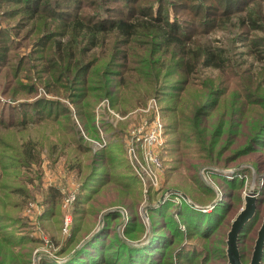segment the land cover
I'll use <instances>...</instances> for the list:
<instances>
[{"label": "trees", "instance_id": "16d2710c", "mask_svg": "<svg viewBox=\"0 0 264 264\" xmlns=\"http://www.w3.org/2000/svg\"><path fill=\"white\" fill-rule=\"evenodd\" d=\"M7 1L9 3L13 1L21 3L23 6L21 11L33 16L39 13V10L43 7L49 9L52 12V23H56L57 31L51 28L47 29L48 24L45 23L44 29L42 26L41 31L38 30V33H41V35L38 37V40H35L34 49H30L29 56L22 55L14 58V55L8 54L4 63L6 67L5 65H2V67L0 65V72L5 67L6 73L11 72L13 74L12 79L16 77L17 69H24L28 73L36 71L39 74L37 82L31 81L30 84H26V82L16 84L17 89L20 87V95L24 96L25 100L29 98L28 96L33 95V101L26 100L13 105L17 96L14 94V97L10 93V84L4 82V87L0 84V89L2 87L0 90L1 94L5 99L6 97H10L4 100V106L0 107V129L2 128L0 130V146L4 144V147L10 149V154L9 152H6V155L4 154V162L0 159L3 163V165H0V169L4 170V175L0 176V178L4 176V202L5 200L7 202L1 208H4L5 211L8 207L10 208L9 210L14 211L13 219L10 217L6 219L4 215V221L6 219L11 223L5 224L4 222V227H6L4 228V258L0 256V264H31L32 260H34V250L37 245H40L42 238L40 236H29L28 234H19L20 236H18L15 232L16 228L10 230L9 227L16 226L17 229L26 227L24 224H17L22 207L27 205V202L23 204L22 198L29 195L25 182L28 184L32 183L34 181L32 180L34 174L36 177H40L43 174L41 170L43 162L50 164L61 162L66 170H69V173L79 175L81 178L80 193L82 190H89V182L93 181L95 174H99L100 181L98 180V185L94 188V194H90L92 197L89 196L90 198H87V201L81 200L78 197L80 196L79 193L72 203L70 211L71 223L67 234L71 235L55 251V258L61 257L64 259L62 261L55 260L51 255L41 253L38 258V264H74L76 261V264H94L95 261L101 263L104 261L105 247L110 243L114 244L112 249L119 247V251H123L124 257L130 255L129 253H133L136 257L139 255L138 258L150 256L151 248L158 244L156 241L164 237V233L161 232L163 230L155 231L157 225L154 224H149V228L144 233L140 232L138 236H130L131 234H126L128 232L126 231L124 232L126 239L120 238L116 233V237L110 238L107 243L102 242V231L107 228V223L112 217L120 216L121 214V208L119 207L124 206L120 204L123 203L125 206H128L124 208L130 211V217H137L139 215L137 205L129 207L124 199L132 191L134 193L136 191L141 196L142 186L125 157V149L121 147L122 144L112 141L110 145H113L112 148L117 150V165H122V172L116 177L117 181L113 185L117 190V194H122L125 197L119 199L118 202L120 204L107 200L105 198L107 192L104 191L105 182H102V177L107 176L108 172L106 170L102 172L98 169L104 170V165H106L105 167H109L108 152H112V150L106 149L110 145L106 148L103 147L101 150H92L83 134L86 136L97 135L99 138L98 128L95 123L100 115L109 114L106 109L101 108V113L98 114L99 117L96 116L95 109L102 101L107 100L109 108L120 114L132 110L137 105V101H143V105L146 104L149 98L159 101L157 94L152 95L150 87H156L160 79L166 77V75L170 77L177 75V71L182 75V78L178 77L177 83L174 84L172 91H176V95L173 93L171 98H176L177 93L180 92L178 96L187 99L190 93L189 87L192 85L189 81V75L193 73V69H197L200 66L211 67L212 69L220 70L222 74L224 71L222 67L223 56L220 53L214 54L209 48H204L199 49V53L193 60H189L187 58L188 54L184 50L185 41L191 38H185V29H180L177 26V24H181L179 19L172 13L168 15L166 12H163L158 5L154 6V12L142 6L137 14L129 12L124 18H111L109 16L105 18L98 12L90 16H81L79 10L84 3L80 2V0ZM38 2H42L41 8ZM1 10L4 19V8ZM235 10L238 11V8L235 7ZM221 13H223L220 16V24L222 25L227 21L222 19L224 17L230 19L231 12ZM144 17H149L150 20L144 19ZM251 19V17H240V23L264 33V16L261 17L263 24L260 26H256L259 19ZM245 20H250V22H246ZM155 21L166 26L168 33L160 26H157ZM217 23V20L207 22L210 30L214 29ZM22 24V22L18 24L20 28H22ZM197 29L192 28L188 32L194 36L202 34V30ZM182 30L184 31L181 32ZM1 31L4 35V43L6 42V44L1 45L3 42L0 39V56L3 53L4 55L7 53V50L10 49L9 42L13 39L10 35V29L9 31L8 29ZM17 34L18 32H15V35ZM30 34L28 32L23 36V39H27ZM141 38L142 40H140ZM135 41H143L147 46L144 47L143 42L136 45ZM17 47L15 46V48ZM122 47L126 48L122 50ZM136 48L143 49L147 53L146 56L136 51ZM169 49L172 50L170 51ZM248 49L251 57L258 59L264 64V56L259 48L248 45ZM38 52H40L38 56H33V54ZM153 52L158 53V55L155 57ZM167 52H170L171 56H168ZM175 57L178 60L173 61ZM111 65L117 67L115 73L114 70H111ZM247 72L248 70L243 73V76ZM220 73L219 75L221 76ZM243 76L241 75L239 78ZM24 77L29 76L26 75ZM233 78H238L237 74ZM256 78H258V81L254 91L248 94L254 101L248 99V96L239 98L241 93H238L237 89L232 90L230 94H227V91L218 92L214 85L215 83L219 84L220 81L215 83L204 81L199 85L198 104L188 100V103L190 102L188 107L192 110L189 112L190 115L188 117H186L182 110L175 113V108H172V106L165 108L171 114L170 119L175 125L172 126L174 130L177 129L176 127L185 124L188 126L184 127L189 131L186 137L190 138L188 136H194L195 145L202 155L200 159L193 158L194 161H198L197 167L203 165L201 163L202 160L206 164L218 162L223 153L231 152L229 155L232 157L230 159L233 160L248 154V152H254L258 156L264 157V152L261 151L264 147V138L261 139L262 131L264 130V128L262 129L264 127V73L259 70L256 72ZM139 90H143L144 92H139ZM42 94H49L50 97ZM218 95L228 97L230 102L229 115L225 117L228 112L226 114L223 112L224 115L221 113L217 123L213 125V131L208 133L209 118L204 122L197 121V119L203 116V112L206 113L208 109H211L213 114L211 117L213 119L217 116L220 107H222ZM144 97H148L147 100ZM62 100H67V103ZM68 103L72 105V108L69 107ZM158 110L161 113V108H158ZM72 113L75 114V118L72 117ZM247 114L250 115L253 122L251 127L245 128L243 119ZM235 118L236 120L234 121ZM99 120L102 126L108 124L103 118ZM163 126L165 132L164 123ZM106 127L111 129L110 125H106ZM25 131L29 134L27 138L28 134L24 137L21 136ZM221 137L224 138L220 142L219 138ZM20 139L21 141H19ZM256 140L260 142L256 148L254 146L252 148L249 143ZM24 141L28 142L23 144ZM174 147L172 151H182L180 147L178 149L176 148L177 146ZM85 152H87V155L84 154ZM81 154L87 157L88 160L86 162L83 161L82 163V158L79 157ZM7 155L9 156V160L6 159ZM33 164L36 167L32 169ZM16 166L18 168H14ZM12 169L15 170L12 171ZM192 169L193 167H186L185 173L187 172L188 176H192ZM259 171L262 172L263 169L259 168ZM7 179H11L15 184H8V182H5ZM231 179L228 180L234 183L233 178ZM224 180L227 181L226 178ZM240 184L238 183V185ZM100 185L102 187H99ZM156 192L148 189V195L155 194ZM230 194L231 192L228 193V196ZM79 200L82 204L90 203L89 209L93 211L90 214L95 217L81 235L76 231L78 223H75V217H78V221H82L86 212L82 206H80L78 211L76 204ZM257 205L264 206L262 195L257 198L256 207ZM106 207L109 208L105 210ZM189 207L192 210H198L191 206ZM42 209V215L37 218L38 223L42 227L46 223H54L58 226V232L61 233L64 215L62 198L59 191L54 187L48 186L44 193ZM101 210L104 212H101ZM148 212L150 215L156 214V207L152 204L148 205L146 213ZM160 212L161 210H159ZM257 214L258 210L256 209L255 218ZM205 217L208 216L206 214L202 215V220L200 221L203 224L209 220ZM137 220L136 218L135 221L137 222ZM196 224H190L189 226L195 228L198 233H202V229L199 225L198 228ZM159 227L165 229L164 226ZM108 229L113 230L114 227L110 226ZM127 238L131 239V242ZM0 243L3 242L0 241ZM180 245L178 246L181 247ZM14 246L18 247L17 250H12ZM31 246H35L34 249L32 248L33 254L30 249ZM7 247L12 249L10 250ZM5 254L7 255L5 256Z\"/></svg>", "mask_w": 264, "mask_h": 264}, {"label": "rangeland", "instance_id": "374dc122", "mask_svg": "<svg viewBox=\"0 0 264 264\" xmlns=\"http://www.w3.org/2000/svg\"><path fill=\"white\" fill-rule=\"evenodd\" d=\"M80 2L84 3L79 10L81 16H90L98 12L105 18L107 16L111 18H124V16H127L129 12L137 14L138 10L142 8V6L143 8L154 12V6L158 5L163 12H166L168 15L172 13L176 16L181 24L178 25L176 22L175 24H177L180 29H185V38H191L185 41L184 50L187 52V58L189 60L194 59V57L199 53V49L209 48L214 54L220 53V55L223 56L222 67L224 69L222 74L220 73V70L212 69L211 67L200 66L197 69H193V73L189 75V81L192 85L189 87L190 93L187 99L179 97L178 94L180 92L177 93L176 98H171L173 93L176 95V91H172L174 84L177 83L178 77L182 78V75L178 71L176 73L177 75L171 77L166 75V77H162L160 79L156 87H150L152 95H158L159 101L156 99V102L158 108H161L162 110L160 116L166 128L163 135L164 145L162 151V159L165 170L157 186L143 187L141 184V196L136 191L135 193L133 191V193H128L126 197L122 194H117V190L113 183L117 181L116 177L120 172H122V165H117V150L113 149V145L110 144H112V141L121 143V147L125 149L126 157V143L130 139L132 131L138 127L141 121L142 114L138 107H141L144 102L141 100L137 101V105L127 113L120 114L117 112L120 115H125L123 119L118 120L110 114H105L104 116L102 114L99 117L98 114L101 113L99 107L100 104L97 105V108L95 109L96 116H98L99 119L103 118L105 122L108 123L106 125H110L111 127L110 129L109 127H106V125L102 126L99 119L95 123L96 127H98L97 132L101 130V134L105 138L103 146L98 149L101 150L103 147L106 148L110 145L109 148L106 149H110L109 151L112 150V152H108L109 167H105L106 165H104V170L98 169L102 172L105 170L108 172L107 176L105 175L102 177V182H105L104 191L107 192L105 198L111 202L113 201V203H116L119 199L125 197L126 199L124 200L128 203L129 207L137 205V212L139 214L137 217H130V211L126 209L128 206L118 202V204L123 205L126 208L116 206L121 208V214L120 216L112 217V219L107 223V228L102 231V242L107 243L110 238L116 237L117 234L120 238L126 239L124 236V232L126 231H128L126 234H131L130 236H138L140 232L144 233L145 230L149 228V224L157 225L155 231L163 230L161 232L164 233H162L164 237L159 238L156 241L158 244L157 246L151 248V255H147V257L144 256L143 258H138L139 255L136 257L133 253H129L130 255L124 257L123 251H119V247L112 249L114 244L110 243L105 247L106 251L103 249L104 261L101 263L95 261L94 264H228L225 253L227 232L230 228L232 220L235 218L241 207H243L244 194L251 191L257 198L261 195L264 198V157L262 158L254 152H248V154L233 160L230 159L232 158L230 157L231 155H229L231 152L223 153V156L219 158L218 162L214 164H206V162L202 160L201 163L203 165L197 167L196 164H198V161H194L193 158L200 159L202 158V155L195 145L194 136L192 135L191 137L190 135L188 136L190 138L186 137V134H189V131L186 130V127H184L188 126L185 124L176 127L177 129L174 130L172 126L175 125L171 122V114L165 108L167 106H172V108H175V113L182 110L184 111L186 117H188L190 115L189 112L192 111L188 107V104L190 103H188V100L194 101L198 104V95L200 92L199 85L204 81H212L213 83L220 81L219 84L215 83L214 85L218 92L227 91V94H230L232 90L237 89L238 93H241L239 98L248 96V94L254 91L258 81V78H256V72L260 70L264 73V64L258 59L251 57L248 51V45H253L254 48H259L264 56V33L260 30L253 29L248 25H242L240 23V17H251L253 20L259 19L256 26L262 25L263 21H261V17L264 16V0H80ZM38 4L41 8L42 2H38ZM235 7L238 8V11L235 10ZM3 8L4 19L2 17L1 10ZM21 8H23L21 3L14 1L9 3L7 0H0V39L3 42L1 45L6 44V42L4 43V35L1 30L4 31V29H8L9 31L10 29V35L11 38H13L9 42L10 49L7 50L5 55L3 53V55L0 56L1 67L2 65H5L4 63L8 54L14 55V58H18L22 55L29 56L30 49H34L35 40H38V37L41 35V33H38V30L41 31L42 26L44 29L45 23L48 24L47 29L51 28L54 31H57L56 23H52V12L49 9L43 7L39 10V13L33 16L21 11ZM129 9L131 10L129 11ZM221 12H231L230 19H227L226 17L222 19L225 21L227 20L222 25L220 24V16L223 14ZM144 19L150 20L149 17H144ZM211 20L218 21L217 25L212 30H210V27H208L207 24V22ZM245 21L250 22V20ZM20 22L23 23L21 25L22 28L18 25ZM155 23L168 33L166 26L159 24L157 21H155ZM192 28L201 29L202 34H196L195 36L190 34L188 31ZM183 31L184 30L181 32ZM15 32H18V34L15 35ZM28 32L31 33L29 37L27 39H23V36H25ZM140 40H142V38ZM142 42L135 41V44L139 45ZM143 44L144 47L147 46L146 43L143 42ZM15 46L18 47L15 48ZM125 48L126 47H122L121 49L124 50ZM169 50L171 51L172 49ZM136 51L143 53L145 56L147 54L141 48H136ZM167 53L168 56H171L170 52ZM38 54H40V52L33 54V56H38ZM153 55L156 57L158 53L156 54V52H153ZM176 59L178 60V58L175 57L173 61ZM12 61L14 62L13 59ZM5 67L4 70L0 72V84H2L3 87L4 82H8L10 84V93L14 97V94L17 96L13 105L26 100L33 101V95L28 96L29 98L25 100L24 96L19 93V91H21L20 87L17 89L16 84L21 82H26V84H30L31 81L35 82L37 77H39V74H37L36 71H34V73H28L25 72L24 69H17L16 77L12 79L13 74L11 72L6 73ZM110 68L111 70H114V73L117 70V67L113 65H111ZM247 70L248 72L243 76V73ZM235 74H237L238 78H233ZM26 75L29 77H24ZM241 75L243 77L239 78ZM139 92L143 93L144 91L139 90ZM42 95L50 97L49 94ZM7 98L10 97H6L5 99L0 91V107L4 106V100H7ZM147 98L148 97H144L145 100H147ZM218 99L222 107H220V110L214 119L211 117L213 116L211 109H208V111L206 109L207 115H205L206 113L202 111L203 116H200L197 119V121L199 120L204 122L209 118L210 124L207 130L208 133L213 131V125L217 123L218 117L221 113L224 115V113L226 114L228 112L225 117L229 115L230 102L228 97L218 95ZM248 99L254 101L251 96H248ZM62 101L67 103V100ZM68 105L72 108L70 103H68ZM73 113L72 117L75 118V114ZM235 120L236 118L234 121ZM252 122L253 120L250 118V115L247 114L244 116L243 123L245 128H248V126L251 127ZM263 128L264 127H262V129ZM262 132L263 134L261 135V139L264 138V130ZM27 134V131H25L21 136L24 137ZM83 136L86 141L89 142L91 146L90 148L93 150L94 141H89L88 138L91 140L95 139L96 141V139H99L98 136H86L85 134H83ZM27 137H29V134L26 138ZM223 138L224 137L219 138V141L221 142ZM19 141H21V139ZM25 142L28 141H24L23 144H25ZM259 142V140H256L255 142L249 144L251 147L254 146L256 148ZM217 145L220 146L219 143H217ZM174 146H177V149L180 147L182 151H172V148H175ZM261 151L264 152V147ZM6 152H9L10 154V149L4 147V144L1 145L0 159L3 162L4 154L6 155ZM84 154L87 155V152ZM79 157L82 158V163L83 161L86 162L88 160L85 155L81 154ZM6 159L9 160L8 155L6 156ZM0 165H3L1 161ZM185 166L190 168L193 167L192 176H188L186 174L187 172L185 173ZM35 167V164H33L32 169ZM41 167L43 174L40 177H36L34 174L32 177V180L34 181L32 183L28 184L24 181L29 195L22 198L23 204L27 202V205L22 207V212L19 214L20 219H18L19 222L17 224L21 223L26 225V227L23 229H17L16 226L9 227L10 230L16 228L15 232L18 236H20L19 234H28L29 236H40V238H42L40 245L36 246L38 254L36 253L35 257L33 255L34 260H32L31 264H38V258L41 253L49 254L55 258V251L58 250V248L63 245L66 238H69L71 235L64 236L59 233L58 226L54 223H46V225L42 227V225H40L37 221V218L43 213V198L48 186L57 189L62 199L69 193L75 194V197L80 193V176L69 173V170H66L61 162H55L54 164L43 162ZM14 168H18V166ZM259 168L263 169V171H259ZM14 170L15 169H12V171ZM2 175H4V170L0 169V176ZM225 178L227 181L224 180ZM231 178L235 181L234 183L230 182L232 180ZM22 179L24 180V178ZM98 180L99 174H95L93 181L89 182V190L91 191L87 189H85V191L82 190L80 196L78 197L81 200L84 199L85 201L88 200L87 198L92 197L90 194H94V188L98 185ZM5 182H8V184L11 185L15 184L11 181V179H7ZM238 183L241 184L238 185ZM99 187L102 186L100 185ZM111 188H113V190H111ZM148 189H152L157 192L155 194L148 195ZM229 192H231V194L228 196ZM213 200H216L217 202L219 201V203L217 204L216 202L210 206ZM4 203L7 202L6 200L4 202L3 176L0 178V220L3 218L0 222V237H2L0 238V241L3 242L0 243V256L3 258L4 228H6L4 227V222L5 224L11 223L6 219L14 216V211L9 210L10 208L7 207L5 211L4 208H1V206H4ZM150 204L156 207V214L150 215L149 212L146 213V207ZM80 206L84 207L86 212L82 221H78V217H75V223H78L76 231L81 235L85 232L95 217L90 214L93 212L89 209L90 203L87 202L82 204L79 200L76 204L78 211ZM189 206L201 210H192ZM108 208L109 207H106L105 210ZM256 209L258 210L257 217L255 218L253 215L244 224L239 232L240 236L238 237L237 247L239 252V261L241 264H249L250 262L254 242L257 237V231L264 216L263 205H257ZM103 210H101V212L105 211ZM159 210H161L160 213ZM204 214L208 216L205 218L207 220L209 219L205 224L200 222L202 220V215ZM4 215L6 217L5 221ZM134 218L138 219L137 222ZM190 224H196L197 227L199 225L202 229V233H198L195 228L189 226ZM110 226L114 227V229H108ZM159 226H164L165 229H162ZM127 240L131 242V239L127 238ZM34 247L31 246L30 249L32 250ZM7 248L10 250L12 249L9 247ZM17 248L18 247L14 246L12 250H17ZM179 248L181 249L179 250ZM28 250L27 252H29ZM6 255L7 254H5V256ZM57 259L58 258H55V260ZM76 262L74 264H76ZM258 263L264 264V241L261 247Z\"/></svg>", "mask_w": 264, "mask_h": 264}, {"label": "built area", "instance_id": "2783aa9c", "mask_svg": "<svg viewBox=\"0 0 264 264\" xmlns=\"http://www.w3.org/2000/svg\"><path fill=\"white\" fill-rule=\"evenodd\" d=\"M99 107L100 110L101 108L106 109L117 120L125 117V115H120L110 109L107 100L102 101ZM138 108L143 115L138 127L132 131L130 139L126 143V157L132 171L143 187L157 186L165 170L162 159L164 126L154 98H149L145 105ZM98 133H100L99 139H96V141L88 138L89 141H94V150L101 148L105 142L101 130ZM74 199L75 194L73 193H69L62 199V210L64 212L61 227L62 235L68 234L71 223L70 211ZM37 252L38 249H35L34 257Z\"/></svg>", "mask_w": 264, "mask_h": 264}, {"label": "water", "instance_id": "95a60500", "mask_svg": "<svg viewBox=\"0 0 264 264\" xmlns=\"http://www.w3.org/2000/svg\"><path fill=\"white\" fill-rule=\"evenodd\" d=\"M244 204L239 210L235 218L230 224V228L227 232L226 237V256L228 264H241L239 261V252L237 247V241L239 237V232L244 226V224L255 214L256 211V200L257 197L251 191L244 194ZM216 203L213 200L210 204L212 206ZM264 241V216L262 218L261 225L257 231V237L254 242L251 259L249 264H259V255L261 253V247ZM64 258H58L57 260L62 261Z\"/></svg>", "mask_w": 264, "mask_h": 264}, {"label": "crops", "instance_id": "0c3cea01", "mask_svg": "<svg viewBox=\"0 0 264 264\" xmlns=\"http://www.w3.org/2000/svg\"><path fill=\"white\" fill-rule=\"evenodd\" d=\"M143 115V114H142Z\"/></svg>", "mask_w": 264, "mask_h": 264}]
</instances>
